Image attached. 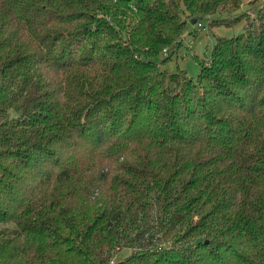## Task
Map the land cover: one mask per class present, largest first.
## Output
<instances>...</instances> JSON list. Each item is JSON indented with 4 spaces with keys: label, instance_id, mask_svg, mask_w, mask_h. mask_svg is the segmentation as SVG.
Wrapping results in <instances>:
<instances>
[{
    "label": "trees",
    "instance_id": "obj_1",
    "mask_svg": "<svg viewBox=\"0 0 264 264\" xmlns=\"http://www.w3.org/2000/svg\"><path fill=\"white\" fill-rule=\"evenodd\" d=\"M240 4L0 0V264H264V3ZM202 19L245 28L195 78L162 67Z\"/></svg>",
    "mask_w": 264,
    "mask_h": 264
},
{
    "label": "rangeland",
    "instance_id": "obj_2",
    "mask_svg": "<svg viewBox=\"0 0 264 264\" xmlns=\"http://www.w3.org/2000/svg\"><path fill=\"white\" fill-rule=\"evenodd\" d=\"M263 3L264 0H241V4L235 14L242 12L252 14L256 12ZM250 16L253 17V15ZM200 22L202 28L197 26V22H188V30L182 38V45L177 55L174 54L171 59L164 62L162 67H166L169 71L176 70L177 67L184 68L190 76L195 78L199 71L197 59L209 56L216 36L232 37L243 32L245 28V20L230 26H209L205 19L200 20ZM195 31L198 33L193 34ZM154 59L160 62L161 58L159 55H154ZM124 252H127V250Z\"/></svg>",
    "mask_w": 264,
    "mask_h": 264
},
{
    "label": "built area",
    "instance_id": "obj_3",
    "mask_svg": "<svg viewBox=\"0 0 264 264\" xmlns=\"http://www.w3.org/2000/svg\"><path fill=\"white\" fill-rule=\"evenodd\" d=\"M109 264H113V260H110V261H109Z\"/></svg>",
    "mask_w": 264,
    "mask_h": 264
}]
</instances>
